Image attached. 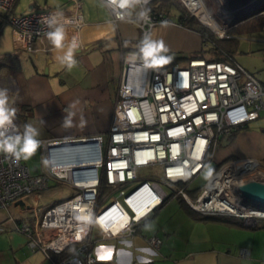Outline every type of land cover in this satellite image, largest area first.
<instances>
[{
  "label": "built area",
  "instance_id": "obj_1",
  "mask_svg": "<svg viewBox=\"0 0 264 264\" xmlns=\"http://www.w3.org/2000/svg\"><path fill=\"white\" fill-rule=\"evenodd\" d=\"M102 1L110 9L113 22L121 20L118 13L123 14L124 19L132 18V8L120 9L110 5L108 0ZM179 1L188 15L219 39L231 37L233 26L264 9V0L239 2L232 8L226 7V0ZM209 1L223 9V15L227 13L235 18V22L223 17L219 21L212 13ZM13 2L0 0V30L6 24L11 26L13 50L34 52L35 42L50 30L43 18L57 12L63 14L58 19L65 26L67 42L75 37L82 47L81 0H72L64 7L39 8L20 14H11ZM151 3L154 5L155 0L135 6L142 39L156 26L179 24L170 18L167 9L149 10L147 7ZM251 7L254 10H250ZM145 10L147 16L140 18L139 13ZM165 21L167 24L162 23ZM206 34H200L204 47L209 42ZM261 111H264V82L230 55L189 57L162 64L145 63L136 50H127L123 54L107 137L99 134L81 138L94 139L87 147L88 155L98 152L93 166L80 162L76 170L70 172L69 168L57 167L49 159L45 172L31 173L22 160L14 164L0 153V209H7L16 200L47 188L51 180L72 186L74 190L70 196L37 213L33 224L10 218L25 235L31 251L40 250L49 257L74 246L71 254L56 264L95 262L94 232L102 238L132 236L139 224L164 202L168 193L182 196L199 213L237 218L244 224L258 225L264 216L258 214L246 219L240 212L245 207L262 213L264 209L250 206L237 190L240 184L264 175L257 159L229 158L217 164L201 193L193 200L179 183L186 187L211 161L219 141L232 135L237 127L258 118ZM60 141L63 140L40 142L47 147ZM215 176H222L226 183L211 191L216 195L219 207L231 205L232 197L235 208L224 210L204 206L209 200H206L208 184ZM101 177L106 185L114 187L109 200L104 203L100 199ZM160 180L174 184L176 188L168 187L167 191ZM84 216H90V221L81 219ZM146 241L153 248L161 242L155 235ZM245 252L243 248L241 253Z\"/></svg>",
  "mask_w": 264,
  "mask_h": 264
},
{
  "label": "crops",
  "instance_id": "obj_2",
  "mask_svg": "<svg viewBox=\"0 0 264 264\" xmlns=\"http://www.w3.org/2000/svg\"><path fill=\"white\" fill-rule=\"evenodd\" d=\"M18 1L14 0L11 14L43 8L46 4L64 7L72 0H26L21 2L27 6L25 10L23 7L17 10ZM81 1L82 47L75 50L77 64L71 70L56 60L66 48L56 50L46 35L35 42L34 52H27L11 48L9 25L6 24L7 31L4 32L6 25L0 30V88L9 89L20 129L23 131L25 123L32 124L39 130L40 141L81 139L99 134L106 138L116 103L123 54L140 47L142 32L136 23L135 7L131 10V19L113 22L111 11L102 0ZM209 5L216 7L212 1ZM172 20L177 22L176 17ZM147 34L153 40H163L168 49L166 63L202 48L200 33L181 24L159 25ZM171 52L174 55L169 59ZM231 55L264 82V78L240 63L234 53ZM70 113L72 123L66 127L64 118ZM245 125L246 128L227 137V144H222L226 142L225 137L219 141L210 162L217 165L229 158L264 159V111ZM48 160L46 147L40 144L36 154L22 162L31 173H43ZM73 190L64 181L51 180L47 188L16 200L7 209H0V264L59 262L40 250L31 251L25 235L10 218L33 224L37 213L70 196ZM225 217H208L193 210L177 195L168 193L132 236L102 238L94 232V264H264V222L252 228ZM152 235L161 240L157 248L150 247L146 241ZM243 248L245 253H241Z\"/></svg>",
  "mask_w": 264,
  "mask_h": 264
},
{
  "label": "clouds",
  "instance_id": "obj_3",
  "mask_svg": "<svg viewBox=\"0 0 264 264\" xmlns=\"http://www.w3.org/2000/svg\"><path fill=\"white\" fill-rule=\"evenodd\" d=\"M110 5H117L120 9L134 8L136 5L145 4L147 0H108ZM62 13L57 12L44 17V23L50 29L47 33V39L51 42L56 50H64L62 55H57L56 60L65 65L69 70L76 66L77 61L74 58L75 50L79 47L75 37L65 44L67 39L66 29L58 17ZM130 15V13H129ZM147 16V10L139 13L140 18ZM118 18L123 20V14L118 13ZM167 24V22H162ZM163 40H153L150 34H145L140 42L139 55L145 63H160L166 57L161 53L167 52ZM71 113L64 118V125L71 126ZM17 108L12 106L9 98V89L0 88V153L11 159L12 163L19 164L21 160L28 161L37 152L40 147L39 130L30 123L23 125V131L16 124ZM85 221H90V216L81 217Z\"/></svg>",
  "mask_w": 264,
  "mask_h": 264
},
{
  "label": "trees",
  "instance_id": "obj_4",
  "mask_svg": "<svg viewBox=\"0 0 264 264\" xmlns=\"http://www.w3.org/2000/svg\"><path fill=\"white\" fill-rule=\"evenodd\" d=\"M157 1H159V2L156 4V6L153 5V3H151V4H149V6L147 8H149V10L167 9L168 11H170L171 13H174L176 15L175 17H176L177 22L179 24H181L182 26H185L189 29L195 30L198 33H200L201 35L207 33L206 35L209 37V40H208L209 42L207 43V46H205V47L202 46V48L199 52H196L193 54L191 53L188 55L178 56V57L174 58L175 60H173L171 62H167V64H171V63H174L175 61H177L179 59H184V58H189V57H201V56L210 57V56H220V55L232 56L231 53H233L232 51L234 50V46H235V42H236V39L234 36H231L227 39L217 38L209 29H207L204 25H202L198 20H196L194 17L188 15L186 9L180 3L179 0H157ZM172 10H173V12H172ZM262 24H264V9H262V11H260V12L252 13L251 16H248L246 19H244L238 25L233 26L230 29V33L231 34H232V32L238 33L242 29L243 30L255 29L256 25H259L258 27L261 28ZM136 50H138V49H136ZM138 55H139V52H138ZM233 59L235 60V58H233ZM246 126L247 125L237 127L236 130L234 131V133H236L240 129L246 128ZM216 167H217V165H215V168ZM103 183H104V181L101 177L100 186H102ZM179 185L184 187V190L190 199L193 200L196 198L197 193L199 191L198 189L188 188L187 186L185 187V186H183L182 183H179ZM198 188H200V187H198ZM177 196L179 198H181L184 202H186L182 198V196H180V195H177ZM100 197H101V193H100ZM207 216L212 217L213 215H207ZM216 217H217V215H216ZM233 219H236V221L240 224L242 223V221L240 219H237V218H233ZM73 248H74V246L70 245L68 248L63 250L61 253H58V254L52 253L51 257L55 261L56 260L60 261L64 258L68 257L71 254V252L73 251ZM94 263L95 262H93L91 264H94Z\"/></svg>",
  "mask_w": 264,
  "mask_h": 264
},
{
  "label": "rangeland",
  "instance_id": "obj_5",
  "mask_svg": "<svg viewBox=\"0 0 264 264\" xmlns=\"http://www.w3.org/2000/svg\"><path fill=\"white\" fill-rule=\"evenodd\" d=\"M26 0H19L18 1V7L17 10H19L21 7L23 9H27V6L25 4H22L21 2ZM44 0H41L43 2ZM159 1H155L154 5L157 4ZM41 4V3H40ZM45 3H43L44 5ZM42 5V4H41ZM48 5L44 6L43 8L47 7ZM254 7H251L250 10ZM173 12V10H172ZM248 13V12H246ZM172 19H175V14L171 13ZM9 25V24H7ZM5 26L4 32L8 30V26ZM10 26V25H9ZM259 25L255 26V29L251 30H241L240 32H232V35L235 37L236 42L234 46L233 53L238 57L240 63L245 65L249 70L255 71L256 75L260 77L261 79L264 78V24L261 25V28L258 27ZM11 28V26H10ZM9 47V46H8ZM163 57H166L165 53L160 54ZM174 55L173 52L170 53V58ZM162 64L166 63V59L163 60V62H160ZM259 161V168H261L262 171H264V159H258ZM215 170V164L214 162H210L208 165L204 167V169L193 178V180L187 185L188 188H196L198 189L197 196L201 193L200 190L205 184V182L208 180L209 173ZM252 180H258V181H264V175L260 176V178H255ZM249 181V180H248ZM162 182V186L165 190L169 191L168 187L176 188V185H172L169 183ZM200 187V188H198ZM114 187L106 185V183H103V186L101 188V203H104L109 200L110 195L112 194V190ZM196 196V197H197ZM241 198V197H240ZM196 199V198H195ZM244 201L248 203L250 206H254L258 209H264V204H257L248 200ZM168 205V204H166ZM248 213V211H247ZM244 214V213H243ZM248 215V214H244ZM232 218V217H231ZM153 220V219H152ZM264 222V219L260 220L259 223L261 224ZM148 223V222H146Z\"/></svg>",
  "mask_w": 264,
  "mask_h": 264
},
{
  "label": "water",
  "instance_id": "obj_6",
  "mask_svg": "<svg viewBox=\"0 0 264 264\" xmlns=\"http://www.w3.org/2000/svg\"><path fill=\"white\" fill-rule=\"evenodd\" d=\"M251 0H226L225 5L228 8H232L235 3L243 2ZM223 8V7H220ZM227 8V9H228ZM210 9L214 16L219 20L222 21V17L225 18L226 21L235 22V18L231 15H227L224 13L223 9H219L218 7ZM245 15L249 14L244 12ZM226 142L222 141V144L225 145L229 142V139L226 137ZM94 139L90 140H82V139H70V140H63L60 142L51 143L46 147L48 151V156L50 162L56 163H77L84 160H90L98 157V152L95 154L88 155L87 154V147L91 145ZM239 195L248 201L257 203V204H264V181L258 180H249L243 184H240L237 188ZM248 227H257L258 225H247Z\"/></svg>",
  "mask_w": 264,
  "mask_h": 264
},
{
  "label": "bare ground",
  "instance_id": "obj_7",
  "mask_svg": "<svg viewBox=\"0 0 264 264\" xmlns=\"http://www.w3.org/2000/svg\"><path fill=\"white\" fill-rule=\"evenodd\" d=\"M94 162H95L94 159H90V160L81 161V164L82 165H85V166H93L92 164H94ZM77 163L78 164H76V165L56 163L55 166L60 167V168L61 167L69 168L70 169V172H73L74 170H76L77 165H79L80 162H77ZM221 177L222 176H215L214 177V180L210 181V183L208 184V189L209 190H208V195H207L206 200L207 199H209V200L204 203V206H206V207H213L215 209H218V207H219V205H218V203H219L218 202V199H217V197H215L216 195H212V192L211 191L215 188V186L222 187L224 184H226L225 181L223 179H221ZM230 199H231V202L229 204H231V205H229V206L226 205L224 207L221 206L219 208L220 209H224V210H227V209H230L231 210V209L235 208L236 206H235V200H234V198L231 197ZM247 211H248V213H247ZM240 213H242V215L245 216L246 219H251L252 217H254L255 215H258V214L261 215V216H264V213L255 211V210H253L251 208L248 209L246 207L243 208ZM243 213L244 214H248V215H244Z\"/></svg>",
  "mask_w": 264,
  "mask_h": 264
},
{
  "label": "snow or ice",
  "instance_id": "obj_8",
  "mask_svg": "<svg viewBox=\"0 0 264 264\" xmlns=\"http://www.w3.org/2000/svg\"><path fill=\"white\" fill-rule=\"evenodd\" d=\"M77 238H79V237H77Z\"/></svg>",
  "mask_w": 264,
  "mask_h": 264
}]
</instances>
